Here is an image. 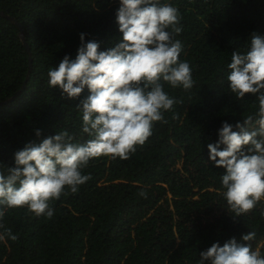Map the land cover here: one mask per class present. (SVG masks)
Wrapping results in <instances>:
<instances>
[{"label":"trees","instance_id":"trees-1","mask_svg":"<svg viewBox=\"0 0 264 264\" xmlns=\"http://www.w3.org/2000/svg\"><path fill=\"white\" fill-rule=\"evenodd\" d=\"M171 3L179 9L183 31L176 38L180 59L192 66L193 87L165 84L177 103L154 122L152 135L127 159L91 160L83 169L90 179L50 201L52 218L27 206L6 208L0 232L10 229L17 239L0 242V264H198L200 252L247 232L255 237L245 243L264 254V198L234 217L223 196L224 169L207 147L224 121L235 124L257 110L254 95L237 99L230 92L226 75L232 52L243 51L253 33L264 34V0ZM119 6V0H0V10L22 24L31 50L18 25L0 13V168L14 166L27 143L60 129L78 142L89 139L76 107L87 90L77 100L62 98L47 73L65 55L75 58L81 33L101 50L114 46L122 35Z\"/></svg>","mask_w":264,"mask_h":264},{"label":"clouds","instance_id":"clouds-1","mask_svg":"<svg viewBox=\"0 0 264 264\" xmlns=\"http://www.w3.org/2000/svg\"><path fill=\"white\" fill-rule=\"evenodd\" d=\"M119 5L116 23L122 35L114 46L101 50L99 42L81 33L75 58L65 55L47 73L48 86L58 88L62 98L77 100L87 90L76 107L89 139L78 142L69 130L60 129L17 151L14 166L0 168V220L6 208L24 206L37 217L52 218L50 201L65 189L77 192L90 179L83 169L91 160L127 159L152 135L154 122L177 103L165 84L193 87L192 66L180 59L183 44L176 37L183 27L171 0H119ZM226 80L237 99L252 94L258 101L253 115L235 124L224 121L218 140L207 145L209 159L224 169L227 208L239 217L264 198V34L253 33L243 51L232 52ZM35 134L40 138L42 131ZM254 237L247 232L239 241L233 237L223 246L214 243L199 253L198 264H264V254L245 243ZM6 239L17 236L5 229L0 242Z\"/></svg>","mask_w":264,"mask_h":264},{"label":"water","instance_id":"water-1","mask_svg":"<svg viewBox=\"0 0 264 264\" xmlns=\"http://www.w3.org/2000/svg\"><path fill=\"white\" fill-rule=\"evenodd\" d=\"M0 13H1L2 15H4L5 17H7L8 19H10L12 22H14L15 24L18 25V27H19L20 30H21V33H20V34H21L22 40H23V42H24V44H25V46H26V48H27L29 54L31 55L30 47H29L28 43L26 42V39H25V36H24V29H23L22 24H21V23L15 18V17H12L11 15L5 14L3 10H0ZM30 60L32 61V57H31V56H30ZM30 66H32V64H31ZM31 70H32V69L29 70L26 80H28V79L30 78ZM25 85H26V81H25L23 87H24ZM20 91H22V89H21Z\"/></svg>","mask_w":264,"mask_h":264}]
</instances>
